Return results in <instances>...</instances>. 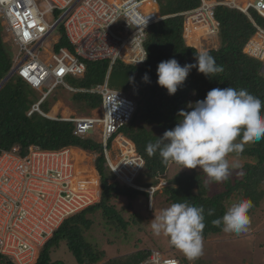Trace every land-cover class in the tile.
Returning <instances> with one entry per match:
<instances>
[{"label": "trees", "instance_id": "obj_1", "mask_svg": "<svg viewBox=\"0 0 264 264\" xmlns=\"http://www.w3.org/2000/svg\"><path fill=\"white\" fill-rule=\"evenodd\" d=\"M244 1L247 6L248 0ZM157 3L162 18L146 29L144 47L147 56L141 65L116 60L109 68L108 60L84 61L85 70L82 76L67 75L65 77V82L71 87L84 89L102 84L106 78L109 85L110 79L117 78L122 87L114 89L135 98L134 116L130 123L120 130L132 141L136 151L144 159V168L137 177V180L142 182L141 186L157 184L164 177L169 164L175 163L173 161L163 163L158 152L151 157L148 156L146 146L150 142L155 143L166 130L172 129L178 121V113L181 110H191L187 107L190 102L202 100L213 88L227 87L237 90L246 89L250 94L264 101V73L261 71L263 61L244 51L246 43L257 32L256 26L264 30L262 15L253 8H249L246 14L238 8L217 4L214 7V18L219 23V44L208 50L215 58L216 64L223 66L224 71L209 79L193 67L185 81L178 86L175 94L168 95L167 90L156 83L157 65L161 61L172 58L176 59L181 66L195 64V54L198 49L188 44L201 45L199 38L204 39L208 32L206 25L190 24L186 32L188 44L185 42L184 13L199 7L201 0H157ZM56 29L60 36L54 49L57 50L61 46L69 48L63 23L60 22ZM13 57L10 45L3 39L0 22V81L11 70ZM145 74L148 75L149 82L142 79ZM54 91L53 89L40 103V109L44 113H48L52 103L58 99V93ZM35 92V89L15 74L0 87V151L11 150L12 147L18 146L19 154L24 155L30 145H36L43 149L73 146L94 152L97 154L94 163L99 174L100 197L97 203L62 221L41 247L34 264H66L64 260H52L50 257L51 249L58 247L61 241H65L68 251L73 255L75 260L73 264H138L144 261L151 253V249L112 256L102 262L106 256L105 251L97 249L88 241L84 232L88 231L93 223V219L86 215L92 216L97 211H101L107 223L126 228L129 221L124 220L114 205L110 204L111 199L125 196L132 200L137 193L142 192L146 195L147 193L117 181L106 165L101 144L90 136L83 138L75 136L72 121L49 118L38 112L27 115L31 105L39 98H35ZM66 92L81 107L96 109L101 106L99 94L88 91ZM240 140L241 138L237 137L236 142L239 143ZM85 151L80 154L82 159L88 155ZM229 155L246 157L249 161L244 162L243 175L240 178L233 180L228 178L225 181L224 190L210 195V186L205 184L202 170L182 172L168 179V185L159 190L160 193L165 194L169 204L187 201L189 204L204 207L203 238L222 230V226H213L211 221L223 216L228 209L225 205L227 200L234 196H239V201L250 199L254 204L249 211L251 212L264 199V139L246 144L242 153L234 152ZM80 173L83 174L84 180L88 183L92 182L89 171L81 169L77 175H81ZM208 209H215L214 214L207 215ZM0 264L13 263L0 257Z\"/></svg>", "mask_w": 264, "mask_h": 264}, {"label": "built area", "instance_id": "obj_2", "mask_svg": "<svg viewBox=\"0 0 264 264\" xmlns=\"http://www.w3.org/2000/svg\"><path fill=\"white\" fill-rule=\"evenodd\" d=\"M44 8L39 7V3ZM157 0H0V20L11 32L19 51L11 69L31 88L40 92L27 115L38 112L40 103L62 85L69 91H88L101 96L99 116H67L59 119L74 123L73 134L88 137L89 129H97V142L102 146L107 167L122 185L147 193L152 197L167 185L160 179L157 184L139 185L136 180L144 168V159L132 141L121 132L130 123L136 111V102L124 92L110 88L107 78L90 89L73 88L65 82L67 75L82 76L84 61L108 60L109 68L116 60L141 65L145 55L144 41L147 27L160 20V16L147 5ZM225 4L247 14L253 8L264 17V0L248 2L246 7L233 0L202 4L185 15V32L190 24L207 26V35L219 28L214 18V7ZM147 5V6H146ZM62 11L63 29L69 43L54 49L57 41L45 43L56 29V19L48 22L45 13ZM255 37L249 39L244 51L264 62V30L256 26ZM59 39V38H58ZM44 46L47 58H41L39 48ZM24 53L22 59L19 54ZM58 117H54L57 119ZM71 147L43 149L28 147L19 154V147L0 151V257L13 264H33L39 250L62 221L92 205L98 192L82 186L77 175ZM95 194V198L93 196ZM138 264H181L175 257L161 255L152 250L148 258Z\"/></svg>", "mask_w": 264, "mask_h": 264}, {"label": "clouds", "instance_id": "obj_3", "mask_svg": "<svg viewBox=\"0 0 264 264\" xmlns=\"http://www.w3.org/2000/svg\"><path fill=\"white\" fill-rule=\"evenodd\" d=\"M146 56L145 51L139 61H144ZM195 59V64L184 66L174 58L161 61L156 68L158 86L166 89L168 95H173L193 67L209 79L224 71L208 49H199ZM142 79L149 82L147 74ZM187 107L191 110H181L176 125L166 130L155 143H148L146 152L150 157L158 152L163 163L173 161L181 169L199 167L206 174V185L228 179L229 154L242 153L246 144L264 139V101L246 89L213 88L202 100L190 102ZM237 137L241 138L239 143L236 142ZM232 167H239V164ZM253 207L250 199H241L211 223L216 227L222 226L226 233H246L251 224L249 211ZM214 212L215 209H208L207 215ZM204 214L202 205L195 206L187 201L173 203L152 219L150 228L153 235L167 237L170 246L192 262L203 255Z\"/></svg>", "mask_w": 264, "mask_h": 264}, {"label": "rangeland", "instance_id": "obj_4", "mask_svg": "<svg viewBox=\"0 0 264 264\" xmlns=\"http://www.w3.org/2000/svg\"><path fill=\"white\" fill-rule=\"evenodd\" d=\"M236 1L239 2V0ZM39 7L44 8L45 6L43 3L41 5L40 2ZM61 14V11L46 12L45 19L48 22H51L56 17L58 18ZM184 14L186 15V12ZM0 22L2 25L3 39L10 45L14 59L19 51V47L14 43L15 41L12 38L13 36L8 30L7 25L1 20ZM218 31L214 35L208 34L204 39L200 37L199 39H201V45L196 46L198 50L201 48L210 49L217 47L213 40L217 39L219 41ZM185 33L186 32L184 29V36ZM57 35L60 36L58 30L55 29L46 39L48 43H51L50 47L47 48L48 50H51L53 46L52 44L54 42L53 39H56L55 36ZM39 50H41V58L45 59L46 53L44 52V46L40 47ZM23 56L24 53L21 52L19 54L20 59H22ZM108 86L110 88L112 87L113 89L115 87H122L117 78L110 79ZM54 90L55 93H58V99L52 103L50 108L52 110L54 107L56 112L53 115L51 114L52 112L49 111L46 113L47 116L49 115L51 117L56 116L61 118L62 116L84 117L101 115V107L96 109L81 107L80 104L72 100L69 93L66 92L69 90H67L62 85H58ZM39 96L40 92L36 90L35 98ZM133 100L135 101V98ZM88 132L90 133V137L94 138L95 140L100 138V134L97 129H89ZM73 152L74 151H72V154ZM85 152L88 155L83 159L81 156L79 157L78 154L79 158H76L75 160V169L77 167L78 169L89 172H91V169L93 172V168L89 167V165L92 166V164L95 162L97 154L89 151ZM227 158L230 165L228 178L231 180L240 178V173L243 172V164L245 161H249V158L238 157L236 155H229ZM233 164H239V167H232ZM198 170H200L199 167L195 169H181L179 164L170 163L168 169L165 172L164 178L167 181L168 179H172L174 176L181 174L182 172L189 173ZM94 176L92 182H90L87 187H91L96 190L98 187L97 175ZM203 176L206 180L207 177L205 173ZM225 181L219 183H208L210 186L209 194L211 195L224 190L226 186ZM136 182L140 185L142 184L141 181L136 180ZM93 196L95 198V194H93ZM239 199V196H234L230 200H227L225 202L226 207L229 208L232 204L238 202ZM110 204L114 205L124 220L129 221V225L126 228L120 225L117 227L115 224L107 223L102 217L100 213L101 211L95 212L92 216H90V214L86 215L87 217H91L93 219V223L89 230L84 232V235L86 236V239L95 245L97 249L105 251L106 256L102 262L108 260L112 256H118L136 250L151 249V251H161L166 257H177L181 264H264V199L261 201L258 207L249 212L251 224L248 232L236 235L234 233H226L220 230L210 234L207 238H203V255L199 259L192 262L188 261L180 251L170 246L167 237L164 235L155 236L151 231L150 224L152 219L159 215L162 210L171 205L166 201L165 194L160 193V191L157 192L152 197V204H148V197L142 192L135 194L134 199L132 200L125 196L112 198ZM50 257L52 260H64L66 264H73L75 261L73 255L68 251L65 241H61L58 247L51 249Z\"/></svg>", "mask_w": 264, "mask_h": 264}, {"label": "crops", "instance_id": "obj_5", "mask_svg": "<svg viewBox=\"0 0 264 264\" xmlns=\"http://www.w3.org/2000/svg\"><path fill=\"white\" fill-rule=\"evenodd\" d=\"M205 1H207V0H205ZM224 1H229V0H208V2H210V3H217V2H220V3H222V2H224ZM233 1H235L237 4H239V5H245V1L244 0H239V2H237L236 0H233ZM251 1H255V0H251ZM251 1H248V2H251ZM201 4H202V0H201ZM195 9V8H194ZM153 10L160 16V11H159V5H158V3L156 4V9H154L153 8ZM190 11V10H189ZM187 12V11H186ZM161 18H162V16H160ZM160 18V19H161ZM56 37V39H54V41H57L58 40V38H59V36L57 35V36H55ZM13 38V37H12ZM185 38V37H184ZM216 38V37H215ZM185 40H186V38H185ZM58 42V41H57ZM201 42V41H200ZM213 42L218 46V44H219V41L217 40V39H214L213 40ZM45 43H48L47 41H45ZM186 43H187V41H186ZM215 46V45H214ZM194 47H196V46H194ZM197 48V47H196ZM198 49V48H197ZM47 58V57H46ZM13 63H14V60H13ZM50 112H52L51 114H53L54 115V113L56 112V110H55V108L53 107L52 108V110H51V108H50V110H49ZM46 117H49V118H54V117H51V116H46ZM63 117V116H62ZM65 117V116H64ZM31 146V145H30ZM72 148H76L75 150H74V152H73V155H72V157H73V160H74V167H75V160H76V158H79L80 157V154H81V152H83L84 150H82V149H80V148H78V147H71V149ZM71 154H72V152H71ZM78 154H79V157H78ZM78 160V159H77ZM93 166V167H92ZM92 166H90L89 165V167H91V168H93V172H92V170L90 169V171L91 172H89V174H90V176H91V178H92V180H93V176L94 175H97V177H99V174H98V172H97V170H96V168H95V165H94V163L92 164ZM79 168H81V167H79ZM75 171H76V173L78 174L80 171H81V169H78L77 167H76V169H75ZM96 173V174H95ZM81 174V173H80ZM79 177H80V179L82 180V184H84V185H82V186H87L89 183L86 181V180H84L83 179V174H81V175H79ZM95 177V176H94ZM165 177V176H164ZM162 178V179H165V178ZM100 183V182H99ZM98 192V187H97V189H96V193ZM99 200V199H98ZM41 249V248H40ZM40 251V250H39ZM159 251V250H158ZM160 253H161V255H163L162 254V252L161 251H159ZM39 255V254H38ZM164 256V255H163ZM177 258V257H176ZM178 259V258H177Z\"/></svg>", "mask_w": 264, "mask_h": 264}, {"label": "water", "instance_id": "obj_6", "mask_svg": "<svg viewBox=\"0 0 264 264\" xmlns=\"http://www.w3.org/2000/svg\"><path fill=\"white\" fill-rule=\"evenodd\" d=\"M63 14H64V13H62V14L56 19V24H55V25H57V24H59V23L61 22L62 17H63ZM187 44H188V43H187ZM188 45L194 47V45H191V44H188ZM194 48H196V47H194ZM261 71H262V73H264V63L262 64ZM13 74H14V69H11V70L9 71V73H8V74H7V75H6V76L0 81V87L4 84L5 81L8 80V78H9L10 76H12Z\"/></svg>", "mask_w": 264, "mask_h": 264}, {"label": "bare ground", "instance_id": "obj_7", "mask_svg": "<svg viewBox=\"0 0 264 264\" xmlns=\"http://www.w3.org/2000/svg\"><path fill=\"white\" fill-rule=\"evenodd\" d=\"M146 3H147V5L151 6L152 9H153V8L156 9V7H155L154 4H152V3H150V2H146ZM41 5H42V4H41ZM147 5H146V6H147ZM244 7H246V6H244ZM184 37L186 38V33H185V36H184ZM74 150H75V148H72V149H71V152L74 151Z\"/></svg>", "mask_w": 264, "mask_h": 264}]
</instances>
